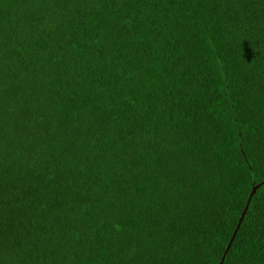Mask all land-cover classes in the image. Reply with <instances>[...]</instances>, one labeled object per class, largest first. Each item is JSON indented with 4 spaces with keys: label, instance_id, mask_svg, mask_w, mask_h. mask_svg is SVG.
I'll list each match as a JSON object with an SVG mask.
<instances>
[{
    "label": "trees",
    "instance_id": "16d2710c",
    "mask_svg": "<svg viewBox=\"0 0 264 264\" xmlns=\"http://www.w3.org/2000/svg\"><path fill=\"white\" fill-rule=\"evenodd\" d=\"M0 264H264V0H0Z\"/></svg>",
    "mask_w": 264,
    "mask_h": 264
},
{
    "label": "water",
    "instance_id": "95a60500",
    "mask_svg": "<svg viewBox=\"0 0 264 264\" xmlns=\"http://www.w3.org/2000/svg\"><path fill=\"white\" fill-rule=\"evenodd\" d=\"M258 186H259V184L256 185V186H254V187L252 188L251 193L249 194V197H248V200H247V204H246V206L244 207V209H243V211H242L241 217L239 218V222H238V224H237V226H236V229L238 228L240 222L242 221V217H243V215H244V213H245V210L247 209L248 202H249V200H250L252 194L254 193V191L256 190V188H257ZM236 229H235V231H234V233H233V235H232V237H231V240H230L229 244L227 245V248L229 247V245H230V243H231V241H232V239H233V236H234V234H235V232H236Z\"/></svg>",
    "mask_w": 264,
    "mask_h": 264
}]
</instances>
